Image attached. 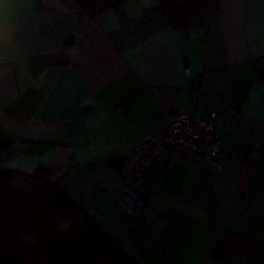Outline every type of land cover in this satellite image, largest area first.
<instances>
[{"label": "crops", "instance_id": "0c3cea01", "mask_svg": "<svg viewBox=\"0 0 264 264\" xmlns=\"http://www.w3.org/2000/svg\"><path fill=\"white\" fill-rule=\"evenodd\" d=\"M156 2L88 17L71 0H0V168L25 189L46 167L139 264H264V0H220L187 30L146 13ZM167 110L215 112L219 167L165 148L132 184L131 218L120 178Z\"/></svg>", "mask_w": 264, "mask_h": 264}, {"label": "trees", "instance_id": "16d2710c", "mask_svg": "<svg viewBox=\"0 0 264 264\" xmlns=\"http://www.w3.org/2000/svg\"><path fill=\"white\" fill-rule=\"evenodd\" d=\"M125 0H71L81 13L94 17ZM220 0H157L156 10L165 22L187 30L201 15L218 11ZM264 78L261 69H257ZM18 171L0 168V264H139L82 205L74 202L49 179L46 167L27 175V188L13 185ZM56 218L68 222L64 229ZM33 239L28 244L20 235ZM214 256L221 255L215 246ZM248 264V263H246Z\"/></svg>", "mask_w": 264, "mask_h": 264}, {"label": "built area", "instance_id": "2783aa9c", "mask_svg": "<svg viewBox=\"0 0 264 264\" xmlns=\"http://www.w3.org/2000/svg\"><path fill=\"white\" fill-rule=\"evenodd\" d=\"M165 133L146 132L133 147L135 162L120 178L115 201L131 218L139 215L144 198L132 187L141 178L146 167L165 148L190 154L195 164L211 172L219 167L217 156L220 139L215 129V112L206 116L167 110L164 113Z\"/></svg>", "mask_w": 264, "mask_h": 264}, {"label": "rangeland", "instance_id": "374dc122", "mask_svg": "<svg viewBox=\"0 0 264 264\" xmlns=\"http://www.w3.org/2000/svg\"><path fill=\"white\" fill-rule=\"evenodd\" d=\"M56 223H58L59 225H61L62 227H64V229H66L68 227V222L63 220V219H60V218H56ZM20 239L25 242V243H28V244H33V239L22 234L20 235Z\"/></svg>", "mask_w": 264, "mask_h": 264}, {"label": "clouds", "instance_id": "9594fccd", "mask_svg": "<svg viewBox=\"0 0 264 264\" xmlns=\"http://www.w3.org/2000/svg\"><path fill=\"white\" fill-rule=\"evenodd\" d=\"M10 6L13 8L17 7V5L15 3H12ZM8 7H9L8 4L0 5V20L6 19Z\"/></svg>", "mask_w": 264, "mask_h": 264}, {"label": "water", "instance_id": "95a60500", "mask_svg": "<svg viewBox=\"0 0 264 264\" xmlns=\"http://www.w3.org/2000/svg\"><path fill=\"white\" fill-rule=\"evenodd\" d=\"M6 141L0 138V146H5Z\"/></svg>", "mask_w": 264, "mask_h": 264}]
</instances>
